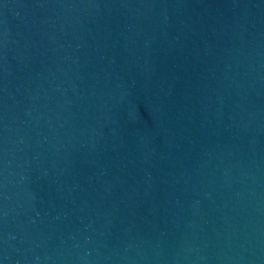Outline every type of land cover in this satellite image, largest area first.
Here are the masks:
<instances>
[{"label":"water","instance_id":"water-1","mask_svg":"<svg viewBox=\"0 0 264 264\" xmlns=\"http://www.w3.org/2000/svg\"><path fill=\"white\" fill-rule=\"evenodd\" d=\"M0 264H264V0H0Z\"/></svg>","mask_w":264,"mask_h":264}]
</instances>
